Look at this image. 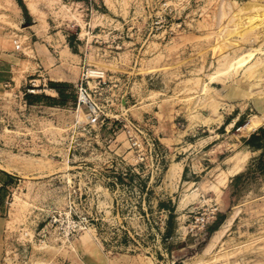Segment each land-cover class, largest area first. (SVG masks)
I'll use <instances>...</instances> for the list:
<instances>
[{"label": "rangeland", "instance_id": "rangeland-1", "mask_svg": "<svg viewBox=\"0 0 264 264\" xmlns=\"http://www.w3.org/2000/svg\"><path fill=\"white\" fill-rule=\"evenodd\" d=\"M63 79L74 98L49 106ZM261 126L264 0H0L13 264H264Z\"/></svg>", "mask_w": 264, "mask_h": 264}, {"label": "bare ground", "instance_id": "bare-ground-1", "mask_svg": "<svg viewBox=\"0 0 264 264\" xmlns=\"http://www.w3.org/2000/svg\"><path fill=\"white\" fill-rule=\"evenodd\" d=\"M89 74H92L95 76L98 73L91 72ZM246 157H248V156H245L244 153L239 152L236 155H234V156H232L226 160L225 169L224 170L221 169L222 172H220L218 180H216L215 184L211 188L212 194L216 199H219L222 196L224 190L227 188L228 183L230 182V178L238 175L243 170V167H244V164L246 161ZM215 172L216 171H214V173ZM234 218L235 217L232 215L229 219H227L226 224L223 223V225L225 224L224 228L222 230L219 228L217 233L213 236V238H212V240H211V242L207 248V252H210L216 246L218 241L223 237L224 232L227 229V227L230 226L232 224V222L234 221Z\"/></svg>", "mask_w": 264, "mask_h": 264}, {"label": "crops", "instance_id": "crops-1", "mask_svg": "<svg viewBox=\"0 0 264 264\" xmlns=\"http://www.w3.org/2000/svg\"><path fill=\"white\" fill-rule=\"evenodd\" d=\"M65 52L67 53V51L65 50ZM55 82H64V83H70V84H72L74 81H71V80H69V79H63V80H61V81H55ZM46 87V89L44 90V92H46V94L48 95V96H51V97H57L58 96V94H57V92L55 91V90H52V89H49V87L48 86H45ZM235 123H236V121H235ZM235 123H232V124H230L229 125V127H234L235 126ZM262 131H264V126H261L259 129H257V130H255V131H253V132H251V133H249L247 136H246V139H245V143H247L248 141H250V140H257V138H260V137H262V138H264V135H263V133H262ZM247 145V144H246ZM248 148H247V150L248 149H250V147H249V144H248V146H247ZM242 153H244L245 154V156H248V152H242ZM248 157H246V161H245V164H244V167H243V169L245 168V167H247V163H248V159H247ZM243 171V170H242ZM241 171V172H242ZM240 172V173H241ZM233 177H235V176H233ZM233 177H231V178H233ZM230 178V183H232V179ZM4 185H2L1 183H0V189L3 187ZM223 197L225 196V194L223 193V195H222ZM10 232V230H9V228H8V225H7V222H6V220L3 218V214H2V211H1V209H0V264H2V262H3V260L6 262V257L8 256V257H10L8 260V263L7 264H13L14 263V259H13V253H12V247H11V245L9 244L10 242L8 241V239H9V233ZM10 250V251H9ZM78 262V259H77V261H76V263ZM80 264H82V262H80Z\"/></svg>", "mask_w": 264, "mask_h": 264}, {"label": "trees", "instance_id": "trees-1", "mask_svg": "<svg viewBox=\"0 0 264 264\" xmlns=\"http://www.w3.org/2000/svg\"><path fill=\"white\" fill-rule=\"evenodd\" d=\"M49 89L55 90L58 94V96L56 98L53 97H47V101H48V105L49 106H64L66 104V101L68 99H73L74 95H69L66 93L65 89L68 87L67 83H50L49 84ZM28 99L30 100H38V97H28ZM263 135H264V131H262ZM5 187V185H4ZM2 187V188H4ZM1 190V189H0ZM227 218L223 217L222 221L219 222L218 224H216L215 226H213L210 231L208 232V238L214 236L217 231L219 230V228L223 225V223L225 222Z\"/></svg>", "mask_w": 264, "mask_h": 264}, {"label": "built area", "instance_id": "built-area-1", "mask_svg": "<svg viewBox=\"0 0 264 264\" xmlns=\"http://www.w3.org/2000/svg\"><path fill=\"white\" fill-rule=\"evenodd\" d=\"M101 77H98V79H100ZM79 95H80V99H81V103H85V104H89L92 108H94V105L92 104V102L89 100L88 94L87 92L81 88L79 90Z\"/></svg>", "mask_w": 264, "mask_h": 264}]
</instances>
